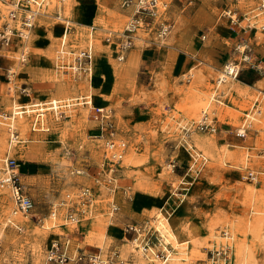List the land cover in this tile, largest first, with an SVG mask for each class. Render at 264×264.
Listing matches in <instances>:
<instances>
[{
  "label": "rangeland",
  "instance_id": "1",
  "mask_svg": "<svg viewBox=\"0 0 264 264\" xmlns=\"http://www.w3.org/2000/svg\"><path fill=\"white\" fill-rule=\"evenodd\" d=\"M128 1L135 0H51L25 42L26 63H18L16 49L0 46V121L11 115L13 102L74 104L41 116L24 114L17 120V145L7 157L0 153L2 159L17 160L20 181L34 204L30 222L13 218L22 232L9 223L1 229L9 222L11 198L0 187V264H46L51 244L65 239L76 254L106 261L117 252L114 264H147L133 251L126 227L157 229L152 214L160 213L167 200L179 243L189 241L174 247L183 251L189 246L190 264H204L210 250L226 244L232 248V264H264V100L247 136L237 134L244 113L264 93V29H259L264 22L247 31L245 23H232L254 11L260 0H165L167 11L138 31L144 40H137L120 62L105 30L123 31L134 15ZM61 4L74 21L71 50L77 53L88 42L93 48L89 76L56 69L61 25L55 14ZM8 9L1 4L0 29ZM164 21L172 28L161 40L156 32ZM246 41L251 63L242 64L238 82L220 87L225 104L209 107L214 131L199 130L197 122L218 77L228 63L242 60L237 47ZM11 67L15 77L9 83L4 68ZM86 97L105 107L106 124L88 106L76 104ZM109 139L125 144L119 162L108 153L118 150L106 146ZM113 206L117 211L111 215ZM68 208H84L79 223H64ZM54 212L56 222L50 219Z\"/></svg>",
  "mask_w": 264,
  "mask_h": 264
},
{
  "label": "built area",
  "instance_id": "2",
  "mask_svg": "<svg viewBox=\"0 0 264 264\" xmlns=\"http://www.w3.org/2000/svg\"><path fill=\"white\" fill-rule=\"evenodd\" d=\"M51 0H0L1 4H6L9 6L7 19L8 21L0 29V46L14 50L17 54V61L19 64H24L29 59V49L24 47V43L30 37L31 31L35 26V18L44 6H49ZM64 0H61V3ZM128 6H133L134 15L128 21L125 28L121 32L108 31L105 38L107 44L112 48L113 54L116 59L120 62H124L128 56L129 51L134 47L135 41L138 38V31L141 29H148L151 23L157 17H161L164 12L167 11L168 3L165 0H135L133 2H127ZM63 5L61 4V7ZM227 16H232L231 14H226ZM264 15V0H260L259 6L252 11L250 14L243 17V19L232 18V23L235 26H240L241 24H246L245 30L252 27L248 25V22L258 17ZM56 20L62 27V33L59 38L58 49L56 52L55 66L57 70L63 72H72L73 74H82L84 76H89L91 74V65L93 60V48L87 46L74 53L70 48L69 39L74 32L73 20L66 16L61 9L56 14ZM90 35H94V27H90ZM172 25L166 21L162 22L159 26L156 34L161 40L165 39L171 32ZM88 33V35H89ZM89 35V37H90ZM244 52V63H251V56L249 53V45L246 41L243 45ZM76 55V56H74ZM2 59V54H0V61ZM233 64L226 67L224 74L227 78L236 79L239 77L243 71L242 66H240V61L232 62ZM0 68H2L0 63ZM6 71V76L8 81L13 82V77H15V72L13 68H4ZM226 79H219L218 83L225 82ZM25 93L26 89L24 90ZM262 103L264 98V93H261ZM217 91L213 94L215 101L221 104L223 102L221 98H218ZM258 104L259 100L255 101ZM83 105H86L93 112V116L96 120L101 123H107L109 115L107 110L101 107H95L92 104V100L86 97L82 101ZM74 104L65 103L61 104L60 101H51L45 104H32V113H37L40 116L46 114L48 111L57 112L63 108H70ZM262 110H259V113ZM251 113V112H250ZM258 113V114H259ZM262 113V112H261ZM253 114V112H252ZM257 114V116H258ZM199 128L202 131H211L214 122L210 119L208 112H204L203 117L199 123ZM113 136V133L111 134ZM106 146L117 152V155H112L117 157L119 162L123 154L121 150H124L125 144L122 143L117 146L114 140L109 139ZM197 160V159H196ZM5 166L1 170L0 174V187L6 188L11 193L12 202L15 204V213H27L33 209V202L30 195L26 192L24 185L20 181L19 177V167L17 160L13 158H7L5 160ZM254 174H251L252 177ZM82 197L89 198L88 190L83 192ZM71 202V201H69ZM84 203V200L82 201ZM89 204V202H86ZM66 205L65 203H63ZM117 211V207L113 206L111 209V215ZM84 208L79 212H76L72 208H68L67 214L64 217V223L66 225H74L80 222L81 216L85 214ZM161 215L167 219L171 218L173 209L171 207H163L160 209ZM57 212L52 213L50 219L56 222ZM9 220V224L16 228L19 232H22L23 227L16 225ZM126 232L133 237V241L137 243V248L141 250L146 255L159 260L160 262L166 263L168 259L172 258L176 253V248L163 241L160 237L159 231L152 228L147 229L146 226L139 225H128L126 227ZM117 252H114L109 259L102 261L98 255L95 254H76L71 252L70 239H65L64 241H55L51 244L50 248L46 253V264H79L83 261H88L90 264H114L116 261ZM205 264H232V248L230 245L222 247L220 250L210 251L208 254V260Z\"/></svg>",
  "mask_w": 264,
  "mask_h": 264
},
{
  "label": "bare ground",
  "instance_id": "3",
  "mask_svg": "<svg viewBox=\"0 0 264 264\" xmlns=\"http://www.w3.org/2000/svg\"><path fill=\"white\" fill-rule=\"evenodd\" d=\"M57 2V1H56ZM55 3V2H54ZM48 6H44L41 10H39V12H38V14H37V16H36V18L38 17V15H40V13H41V11H43L44 9H46ZM129 7H131V6H129ZM61 9V12H64L63 11V9H62V7L61 6H58L57 7V11H56V14H57V12L59 11ZM56 14H55V19H56ZM248 15V14H247ZM262 16H264V15H262ZM36 18H35V20H36ZM158 18V17H157ZM256 20L257 19H254V20H251V21H249L248 22V25H252V27L251 28H254L255 27V25L256 24H258L257 22H256ZM129 21V20H128ZM73 23H74V21H73ZM128 23V22H127ZM126 23V24H127ZM126 24H125V26H126ZM125 26H124V28H125ZM261 26V28H259V29H264V24H262V25H260ZM105 31H109V30H105ZM30 39V37L28 38V40ZM28 40L26 41V42H28ZM137 40L138 41H140V40H144L141 36H138V38H137ZM136 40V41H137ZM136 41H135V43H136ZM135 46V45H134ZM24 47H26V44H24ZM241 47H242V44L240 45V46H238L237 47V50L239 49L240 50V54H241V61H240V66H242V64L244 63L243 61H244V52H245V50L244 49H241ZM26 49H28L27 47H26ZM51 55H52V53H51ZM233 63L232 62H230V63H228L226 66H225V68L226 67H228V66H230V65H232ZM246 64V63H245ZM11 68H14V67H11ZM224 71H225V69L223 70V72L221 73V75L218 77V79H217V82H216V85H215V88L213 89V91L211 92L212 93V96H211V98L209 99V103H208V106L207 107H205L204 108V110L201 112V114H200V117H199V120H198V122H197V128L199 129V130H201L200 128H199V123H200V121H201V119H202V117H203V114H204V112H208V114H209V116H210V119H212L211 118V115H210V113H209V106H210V104L211 103H216V104H218V105H223L222 104V102H221V104H219L218 102H216L215 101V98H213V94L217 91V94H218V98H221V100L223 101V94H220V92H219V89H220V87L223 85V84H225V83H228V82H238L239 80V78H240V76L239 77H237L236 79H230V78H227L226 76H225V74H224ZM190 75H193V73H190ZM219 79H226V81L225 82H222L221 84L220 83H218L219 82ZM262 92H259L258 94L259 95H257L256 96V98H255V100L253 101V103H252V106H251V108H250V110H249V112H247L248 114H245L244 115V118H243V121H242V126L240 127V132H237V134H238V136L239 137H246L247 136V131H248V129L250 128V126H252V123L254 124L255 122H256V120H259L258 118L259 117H261V112H263V105H262V100H261V94ZM90 98V97H89ZM204 99V97L202 96V97H200L199 99H198V101H202ZM256 100H259V102H258V104H256ZM52 101H55V102H58L57 100H52ZM36 104V103H35ZM77 105H80V104H82V103H76ZM92 104H93V101H92ZM12 111H11V115L10 116H6V115H4V118L6 119V122H2V121H0V125H2L1 127H0V147H1V150H0V153H5L6 152V157L8 156V155H10L11 153H12V151H13V149H14V147H15V145H17V137L15 136V131H16V129H17V120L18 119H23L24 118V114H31L32 113V111H31V107H30V105L28 104V105H25V106H23V105H17V102H13V104H12ZM259 110H262L260 113H259ZM251 112V113H250ZM252 112H253V114H252ZM259 113V114H258ZM257 114H258V116H257ZM213 120V122H214V119H212ZM9 121V122H8ZM18 126H20V124L18 125ZM21 127L23 128V129H26L27 128V125H21ZM212 127V132L214 131V129H215V127H214V125H212L211 126ZM190 129H188V131H189ZM187 131V132H188ZM8 138H9V140H8ZM8 140V141H7ZM202 142V140H200V139H198L197 140V143H201ZM5 151V152H4ZM108 153H109V155H117V152L116 151H113V152H109L108 151ZM121 153L123 154V151H121ZM108 156V155H107ZM6 158H0V162H4V160H5ZM2 172H1V170H0V174H1ZM252 173H250V175H251ZM253 177H254V175L252 176V177H250L251 179H253ZM3 190V192L1 193V194H6L7 193V189L6 188H2ZM10 198H11V193H10ZM11 201H12V198H11ZM13 203V206L10 204L8 207H7V211H6V218H7V220H13V218H16V219H19V220H22L24 223H27V222H30V219H31V217H30V215H29V213L30 212H27V213H15V204H14V202H12ZM34 207V206H33ZM153 215V217H152V220H153V223L156 225V228H157V230L159 231V234H160V237L161 238H163V241H165L166 243H169V244H171V245H173V246H176V245H174V244H178L179 245V243H178V238H177V236H176V234H175V232L173 231V229H172V227H171V224H170V222L167 220V218L166 217H164L163 215H161V213H159V212H156V213H153L152 214ZM170 219V218H169ZM13 222V221H12ZM13 223H15L16 225H20L19 223H17L16 221H14ZM4 225H3V227L1 228V229H5L7 226H8V222L6 223V221L3 223ZM21 226V225H20ZM21 227H23V226H21ZM16 229V228H15ZM17 230V229H16ZM251 230V229H250ZM18 231V230H17ZM242 231V230H241ZM186 232V231H185ZM251 233V232H250ZM224 236L225 237H227V239H231V237L229 236V234L228 233H226V232H224ZM226 245H229V244H226ZM226 245H224V246H222V247H225ZM221 247V248H222ZM231 247V246H230ZM220 248V249H221ZM246 248V247H245ZM132 249H133V251L134 252H136L135 254H136V256L137 257H143V259H144V261H145V263H147V264H163V263H160L157 259H154V258H152V257H150L149 255H146L145 253H143L141 250H137V243L134 241L133 243H132ZM219 249V250H220ZM245 250V249H244ZM211 251V250H210ZM209 251V252H210ZM194 254H196V252H194ZM236 254V253H235ZM175 255V254H174ZM238 255V254H237ZM248 254H246V256H247ZM242 256V255H241ZM244 256V255H243ZM174 256H172V258L170 259H168V261L167 262H170L169 264H190V255H189V252L187 253V255L186 256H183V257H179V256H176L175 255V257L173 258ZM250 257V256H249ZM207 260H208V257H207ZM206 260V261H207ZM244 260V259H243ZM241 262V261H240ZM204 264H205V261H204ZM243 264V263H242Z\"/></svg>",
  "mask_w": 264,
  "mask_h": 264
},
{
  "label": "crops",
  "instance_id": "4",
  "mask_svg": "<svg viewBox=\"0 0 264 264\" xmlns=\"http://www.w3.org/2000/svg\"><path fill=\"white\" fill-rule=\"evenodd\" d=\"M258 18H260V19H257V20H256L257 23H259V20H261V23L264 22V16H261V17H258ZM259 28H261V26H260ZM61 33H62V27H61ZM60 35H61V34H60ZM24 44H25V43H24ZM217 52H219V51H217ZM34 64H39V62H36V61H35ZM92 68H93V67H92ZM91 72H92V71H91ZM91 74H92V73H91ZM238 80H239V79H238ZM27 90H28V88H26V92H27ZM211 96H212V93L210 94L209 99L211 98ZM91 99H92V98H91ZM92 101H93V100H92ZM208 103H209V100H208V102H207V104H206L205 107L208 106ZM211 104H212V103H211ZM211 104H210V106H211ZM222 104H225L224 101L222 102ZM216 105H218V104H216ZM93 106H94V105H93ZM210 106H209V107H210ZM95 107H100V106H95ZM101 108H105V107H101ZM203 110H204V109H203ZM203 110H202V111H203ZM202 111H201V112H202ZM244 115H245V113H244ZM169 199H170V198H169ZM168 202H169V200H167V201H166V202H165V203H164L159 209H161V208H163V207H165V206H167V207H171V208H172V205H170ZM11 204L13 205L12 201H11ZM172 209H173V208H172ZM173 215H174V209H173L172 216H173ZM172 216H171V217H172ZM170 219H171V218H170ZM170 219H167V220L170 222ZM15 221H16V220H15ZM170 224H171V223H170ZM171 227H172V226H171ZM133 242H134V241H133ZM133 242H132V243H133ZM178 243H179V241H178ZM188 243H189V241H185V242L179 243V245L182 246V245H185V244H188ZM177 245H178V244H177ZM187 249H189V246H186V247H185V250H183V251H178V250H177L176 253H177V254H178V253H183V255L186 256V255H187V252H185V251H186ZM137 250H138V249H137ZM176 256H177V255H176ZM178 256H179V255H178ZM179 257H180V256H179ZM182 257H183V256H182ZM160 263H163V262H160ZM167 263H168V262L163 263V264H167Z\"/></svg>",
  "mask_w": 264,
  "mask_h": 264
}]
</instances>
